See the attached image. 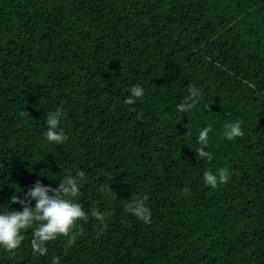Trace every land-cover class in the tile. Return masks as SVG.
Masks as SVG:
<instances>
[{"label": "trees", "instance_id": "16d2710c", "mask_svg": "<svg viewBox=\"0 0 264 264\" xmlns=\"http://www.w3.org/2000/svg\"><path fill=\"white\" fill-rule=\"evenodd\" d=\"M190 85L202 99L179 113ZM61 106L57 145L44 134ZM236 120L244 136L225 139ZM208 125L211 161L195 152ZM225 167L227 184H205ZM81 170L75 244L33 255L29 229L0 264H264V0H0V214ZM143 196L148 224L126 210Z\"/></svg>", "mask_w": 264, "mask_h": 264}, {"label": "clouds", "instance_id": "9594fccd", "mask_svg": "<svg viewBox=\"0 0 264 264\" xmlns=\"http://www.w3.org/2000/svg\"><path fill=\"white\" fill-rule=\"evenodd\" d=\"M189 95L177 105V112L189 113L192 112L202 99V94L198 88L190 85L188 88ZM145 95L144 88L137 84L130 89V95L124 100L126 105H135L138 98ZM211 110V103L208 105ZM130 111H135V108H130ZM22 117H30L27 111L20 113ZM64 115V108L61 106L55 111L47 113L46 125L47 131L45 137L49 142L57 145L63 144L68 137L60 128L61 120ZM243 121L236 120L224 125L223 137L227 140L243 137L242 130ZM213 131L211 125L203 127L199 131L198 143L200 147L195 150L197 159H213L212 153L207 151L209 146V134ZM190 134V130H189ZM205 184L215 189L219 185L227 184L230 179L228 168H220L213 173L206 170L203 174ZM86 181L84 171H78L75 175L67 174L63 178L57 188L43 185L39 180L29 188L23 198L19 194H15L10 198V204H19L21 210H11L0 214V247H3L9 252L18 249L25 240L23 232L32 229L31 247L33 255L39 254L46 256L48 249L46 244L57 240L59 237L67 238L66 250L71 245L75 244L77 236L82 235L81 232L74 231L80 221L87 222L89 213L85 211L84 206L77 202V198L81 195V182ZM99 191L106 198L114 197L110 184L101 185ZM185 194L190 193L189 188L183 190ZM148 197H133L131 202L126 205V210L133 214L138 220L148 224L151 223L152 212L146 205ZM35 200V207L32 206V201ZM91 216L99 221L101 234L107 228L105 223L107 213H101L99 209H92ZM53 264H60L59 258L53 257Z\"/></svg>", "mask_w": 264, "mask_h": 264}]
</instances>
